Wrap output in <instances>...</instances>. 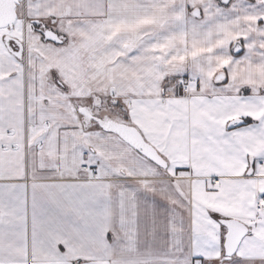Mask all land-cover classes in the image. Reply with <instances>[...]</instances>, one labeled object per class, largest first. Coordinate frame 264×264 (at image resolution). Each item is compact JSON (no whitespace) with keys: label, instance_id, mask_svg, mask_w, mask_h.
<instances>
[{"label":"snow or ice","instance_id":"1","mask_svg":"<svg viewBox=\"0 0 264 264\" xmlns=\"http://www.w3.org/2000/svg\"><path fill=\"white\" fill-rule=\"evenodd\" d=\"M0 264H264V0H0Z\"/></svg>","mask_w":264,"mask_h":264}]
</instances>
